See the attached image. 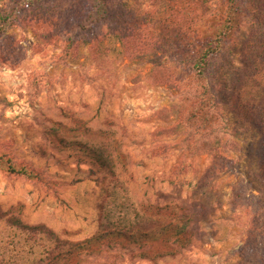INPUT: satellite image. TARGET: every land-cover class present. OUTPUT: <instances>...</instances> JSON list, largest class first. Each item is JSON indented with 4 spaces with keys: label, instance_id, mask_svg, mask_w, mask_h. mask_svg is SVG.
Masks as SVG:
<instances>
[{
    "label": "rangeland",
    "instance_id": "obj_1",
    "mask_svg": "<svg viewBox=\"0 0 264 264\" xmlns=\"http://www.w3.org/2000/svg\"><path fill=\"white\" fill-rule=\"evenodd\" d=\"M103 1L0 0V264L42 257L51 240L31 227L71 243L156 233L116 237L83 264H264L260 131L229 104L221 117L200 112L204 82L177 63L186 28L206 42L245 21L224 71L241 84L245 32L264 21V0L256 10L244 0H106L97 15ZM153 53L175 63L153 67ZM228 136L240 150L231 168L214 156ZM165 216L188 228L172 255L158 233Z\"/></svg>",
    "mask_w": 264,
    "mask_h": 264
},
{
    "label": "trees",
    "instance_id": "obj_2",
    "mask_svg": "<svg viewBox=\"0 0 264 264\" xmlns=\"http://www.w3.org/2000/svg\"><path fill=\"white\" fill-rule=\"evenodd\" d=\"M244 1L246 7L255 6V10L258 9L256 0ZM236 2V0H232L233 4ZM108 9L107 2L104 0L99 5L96 14L99 15ZM106 20L108 19L105 16H99L98 21ZM250 22L251 27L249 32H245L247 33V37L244 38L243 60L246 72L241 84L229 86L225 80L226 72L224 71L227 69L226 67L230 68L232 66L228 60V55L232 54L235 50V46L239 41L238 36L243 38L242 29L244 28L245 21H228L221 24L212 33L213 39L206 42H203V38L199 37L197 33L198 29L186 28L184 35L180 39L184 52L177 60V63L188 73L196 75L198 82H204L201 91L193 96L200 108V112L206 110L212 116L221 117V107L229 104L233 106L235 112L245 122L259 129L262 141L257 153V176L264 184V21ZM258 29H260L259 32H257ZM228 42L233 44L232 48L228 54L221 57L218 65L212 66L213 61L221 56L220 51L222 50L223 43ZM146 60L153 67L167 66L175 63L171 57L155 53L148 54ZM209 68L211 69L209 70ZM228 137V141L231 143L230 148L214 149V156L225 161L231 168V165L236 160L234 155L240 150L237 143L231 142V136ZM228 141L227 144H229ZM216 142L219 144V140ZM182 219L180 217L174 219L172 216H165L160 227V232H158L164 239L165 255H172L173 252L176 253L182 244H187L188 242V232L186 231L188 228L185 227V224L179 228L182 224ZM29 229L42 233L51 240V245L46 246L42 257L34 264H83L87 253L91 252L93 248L99 245L109 248L110 242L116 237H121L123 240L133 239L136 242V236H138V238H144L146 242H151L156 235L152 231L142 233L137 231L134 234L130 229H119L118 231H106L83 242L71 243L60 240L45 228L31 227Z\"/></svg>",
    "mask_w": 264,
    "mask_h": 264
}]
</instances>
